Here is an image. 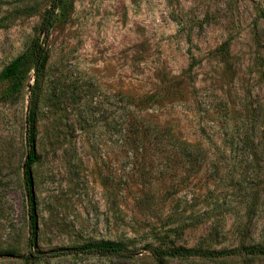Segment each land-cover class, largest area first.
<instances>
[{
  "label": "rangeland",
  "instance_id": "rangeland-1",
  "mask_svg": "<svg viewBox=\"0 0 264 264\" xmlns=\"http://www.w3.org/2000/svg\"><path fill=\"white\" fill-rule=\"evenodd\" d=\"M50 2L0 0V71L27 50ZM262 9L264 0H60L43 82L67 89L62 101L85 124L62 128L76 146L42 151L32 169L38 249L104 239L139 253L50 264H158L144 247L159 242L264 248ZM28 96L26 86L0 102V248L16 233L26 238ZM0 264L17 263L0 250ZM161 264H264V256Z\"/></svg>",
  "mask_w": 264,
  "mask_h": 264
},
{
  "label": "trees",
  "instance_id": "trees-1",
  "mask_svg": "<svg viewBox=\"0 0 264 264\" xmlns=\"http://www.w3.org/2000/svg\"><path fill=\"white\" fill-rule=\"evenodd\" d=\"M59 6L60 0H51L50 5L41 15L27 50L0 71V85H5L0 94V102H8L16 98L24 87H29L24 120L27 153L22 166V186L27 201L26 238L22 241L21 234L16 233L14 244L6 241L0 248L1 255L4 259L15 260L17 264H50L53 260L68 256L72 258L99 257L132 260L139 252L135 253L121 242L104 239H82L69 246L57 247L46 252L38 249L39 232L33 197L32 169L40 161L42 151L49 149L59 151L76 146V141L73 138L61 132L62 128L74 129L76 124H85V120H81L79 116L71 113L72 107L62 101H66L67 89H53V92H49L43 82L50 36L59 20ZM259 16L264 18V9L259 11ZM190 68H192L191 65ZM29 74L33 79L31 85L26 83ZM64 121L67 122V125ZM179 146L182 155L191 158L193 149L182 140L179 141ZM188 163L192 164L194 171L200 167V161L197 158H193ZM144 250H147L149 259L158 264L176 258L217 260L237 256H264V248L238 247L231 250L210 251L168 247L162 242L156 245L146 244Z\"/></svg>",
  "mask_w": 264,
  "mask_h": 264
}]
</instances>
